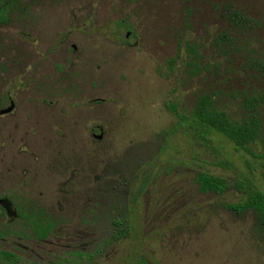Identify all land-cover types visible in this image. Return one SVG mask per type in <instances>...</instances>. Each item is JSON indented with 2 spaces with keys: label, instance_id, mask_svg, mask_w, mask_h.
<instances>
[{
  "label": "rangeland",
  "instance_id": "374dc122",
  "mask_svg": "<svg viewBox=\"0 0 264 264\" xmlns=\"http://www.w3.org/2000/svg\"><path fill=\"white\" fill-rule=\"evenodd\" d=\"M262 92L264 0L44 1L0 28V100L17 107L4 119L0 197L29 188L22 199L57 225L25 244L37 253H20L15 237L0 250L21 264H264V229L226 208L246 200L237 184L264 193L260 162L226 140H197L169 110L188 114L209 95L235 114ZM24 144L39 157L18 154ZM199 173L229 191L201 194Z\"/></svg>",
  "mask_w": 264,
  "mask_h": 264
},
{
  "label": "trees",
  "instance_id": "16d2710c",
  "mask_svg": "<svg viewBox=\"0 0 264 264\" xmlns=\"http://www.w3.org/2000/svg\"><path fill=\"white\" fill-rule=\"evenodd\" d=\"M46 0H0V28L9 26L14 21L21 20L27 14ZM234 22H244L241 16L234 13L230 16ZM190 57L195 58L190 66L197 65V51L190 48ZM169 110L178 119V126L205 144L216 139L231 143L235 150L244 152L260 162L264 181V92L254 93L247 97L241 111L235 114L223 110L212 96L204 95L197 99L194 108L188 114H180L175 105ZM199 192L204 195L224 196L230 189L228 182L220 177L207 173H199L196 178ZM239 191H244L246 200L239 204H230L228 211L238 216L252 213L259 227L264 229V193L255 184H237ZM56 222L43 212L42 222L37 226L39 238L46 240L56 228ZM121 231L115 240L123 237ZM1 264H20L21 258L13 253L0 252ZM137 264H148L140 260Z\"/></svg>",
  "mask_w": 264,
  "mask_h": 264
},
{
  "label": "flooded vegetation",
  "instance_id": "af4514ba",
  "mask_svg": "<svg viewBox=\"0 0 264 264\" xmlns=\"http://www.w3.org/2000/svg\"><path fill=\"white\" fill-rule=\"evenodd\" d=\"M71 51L73 53H76L78 49L76 46H72ZM1 102H4V104L8 103V106L5 107V105H2ZM93 102H96V101H93ZM0 106H2L0 108V152L1 151L4 152L9 146L10 137H11V133H9L11 124L9 122L4 121V119L14 117L17 107L11 95H8L7 97H2V99L0 100ZM11 107H13L12 111L9 113H6V111L10 109ZM14 128H16V125ZM96 129L99 131L100 136L102 134H104L105 136V132L103 131L101 127H97ZM96 129L93 128L91 130V136L94 139V141L102 142L104 138L102 140H98L96 138L97 135H95L94 133ZM20 148L21 149L18 152V154L29 155L30 157H35V156L39 157V155L36 154L37 152L36 147L28 146L24 144ZM24 150H26L27 152H25ZM5 158H6V155H5ZM0 162H4V157L0 159ZM26 172H27V168L23 167L22 174H26ZM74 172L75 171H73L72 178L69 180V182L68 181L65 182L63 185H61L62 187L59 186L60 188L58 192L65 193L64 188L67 187V185L73 181ZM5 188H6L5 191L7 194L5 195V197H0V209L2 211V214L9 220V223L6 227H3V226L0 227V240L6 242L11 237H15L19 241H22L24 244L21 247L20 253H37L36 250L35 251L30 250V248L26 246L25 244L40 245L45 241L38 237L36 233L37 232L36 229L33 228V226H37L41 224L42 217H43V209L37 204L28 203V200L25 197H23L22 199V196H23L22 194H25L31 191L29 190V188L21 187L18 191H15L11 188L8 190L7 187ZM17 201H22L21 206L16 204ZM13 226L20 227L18 228V230L21 229L20 236H14V235H19V234L14 233L12 229ZM0 252H6V251L0 250ZM6 253H9V252H6ZM21 262H22V259H21Z\"/></svg>",
  "mask_w": 264,
  "mask_h": 264
},
{
  "label": "water",
  "instance_id": "95a60500",
  "mask_svg": "<svg viewBox=\"0 0 264 264\" xmlns=\"http://www.w3.org/2000/svg\"><path fill=\"white\" fill-rule=\"evenodd\" d=\"M12 109H13V107H11L10 109H8L7 111H6V113H9V112H11L12 111ZM98 140H102L103 138H104V136L103 135H101V136H99V137H96Z\"/></svg>",
  "mask_w": 264,
  "mask_h": 264
}]
</instances>
